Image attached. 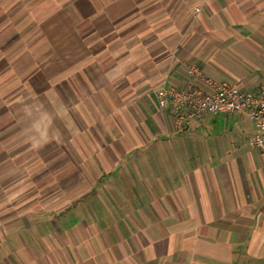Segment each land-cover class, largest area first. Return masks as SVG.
<instances>
[{
  "label": "crops",
  "instance_id": "0c3cea01",
  "mask_svg": "<svg viewBox=\"0 0 264 264\" xmlns=\"http://www.w3.org/2000/svg\"><path fill=\"white\" fill-rule=\"evenodd\" d=\"M193 66L261 85L264 0H0V264H264L254 124L157 108Z\"/></svg>",
  "mask_w": 264,
  "mask_h": 264
},
{
  "label": "built area",
  "instance_id": "2783aa9c",
  "mask_svg": "<svg viewBox=\"0 0 264 264\" xmlns=\"http://www.w3.org/2000/svg\"><path fill=\"white\" fill-rule=\"evenodd\" d=\"M187 75L191 81L201 80L206 89L191 83L182 87L162 84L154 92L157 108L172 113L176 129L189 127L192 120L204 115L244 116L257 129V133L248 138V145L264 147V72L263 83L251 91L242 90L236 84L214 82L194 66L187 70Z\"/></svg>",
  "mask_w": 264,
  "mask_h": 264
},
{
  "label": "rangeland",
  "instance_id": "374dc122",
  "mask_svg": "<svg viewBox=\"0 0 264 264\" xmlns=\"http://www.w3.org/2000/svg\"><path fill=\"white\" fill-rule=\"evenodd\" d=\"M11 98H13V95H0V101L4 100L5 102H9Z\"/></svg>",
  "mask_w": 264,
  "mask_h": 264
}]
</instances>
